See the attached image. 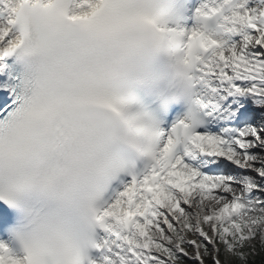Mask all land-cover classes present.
<instances>
[{
    "label": "snow or ice",
    "instance_id": "obj_1",
    "mask_svg": "<svg viewBox=\"0 0 264 264\" xmlns=\"http://www.w3.org/2000/svg\"><path fill=\"white\" fill-rule=\"evenodd\" d=\"M264 264V0H0V264Z\"/></svg>",
    "mask_w": 264,
    "mask_h": 264
},
{
    "label": "trees",
    "instance_id": "obj_2",
    "mask_svg": "<svg viewBox=\"0 0 264 264\" xmlns=\"http://www.w3.org/2000/svg\"><path fill=\"white\" fill-rule=\"evenodd\" d=\"M256 264H261V257H257Z\"/></svg>",
    "mask_w": 264,
    "mask_h": 264
}]
</instances>
